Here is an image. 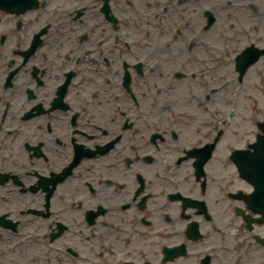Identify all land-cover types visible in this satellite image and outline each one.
Instances as JSON below:
<instances>
[{
  "label": "flooded vegetation",
  "instance_id": "flooded-vegetation-1",
  "mask_svg": "<svg viewBox=\"0 0 264 264\" xmlns=\"http://www.w3.org/2000/svg\"><path fill=\"white\" fill-rule=\"evenodd\" d=\"M70 1L85 9L82 21L49 23L48 2L0 10V217L37 235L42 225L50 244L55 221L67 223L55 243L70 244L62 264H264V202L245 200L254 188L224 135L210 149L223 125L216 95L191 91L216 72L213 58L202 68L197 52L184 54L179 83L149 64L147 82L133 77L135 104L117 87L129 53L102 3ZM129 5L112 0L111 9ZM173 88L182 90L170 101ZM43 187L63 196L51 198V216L24 213L43 209ZM12 233L0 227V243Z\"/></svg>",
  "mask_w": 264,
  "mask_h": 264
},
{
  "label": "rangeland",
  "instance_id": "rangeland-1",
  "mask_svg": "<svg viewBox=\"0 0 264 264\" xmlns=\"http://www.w3.org/2000/svg\"><path fill=\"white\" fill-rule=\"evenodd\" d=\"M235 1V0H197L196 1V6L197 7V22L198 25H205V17H203L202 13L205 10H212L215 12V15L218 17L217 23L213 26L212 32L211 30L209 32H206V34H214V38L217 41L218 49H221L224 51V49H230L233 52H239L241 49H244V47L251 43V42H258L260 46L264 47V0H238V3L241 4L240 7H232L229 3ZM55 6H65L61 0H53L52 8ZM245 6V8H244ZM244 17L243 21H234L233 22V17L234 14H237L238 11L242 12ZM52 19H55V15L52 16ZM56 20V19H55ZM58 20H56L57 22ZM237 26L239 30L240 28L243 27L242 34L243 36L241 37H234V33L230 31L232 27ZM169 25L167 26V28ZM174 29H177L178 26H173ZM147 30L150 31H157L156 25L151 23L149 27H146ZM256 30V31H255ZM224 34H230L232 40H233V45H230L228 47H223L224 41L227 39L225 38ZM188 37H191V34L188 35ZM224 37V38H223ZM238 38V40H237ZM149 40V39H148ZM195 41V40H194ZM190 44V43H189ZM157 46V43L155 42L152 46V50L155 49ZM223 47V49L221 48ZM162 51V56L158 57V59L155 56V52L153 53L152 57L153 60L151 61H158V60H168V56L164 55L169 48L158 46L156 50ZM175 52H177V49L173 48ZM229 53L228 55L230 56L229 60H232L236 54L235 53ZM225 66H229L228 63L225 64ZM225 70L220 74L219 81L222 82L225 79ZM223 75V76H221ZM255 76L254 72L252 71L248 75V79L246 80V85L251 84V79ZM241 92V98L240 101L243 103L245 101V98L249 96L250 99H254L256 103V109H257V114H259V118L264 115V98H260V101L258 100L259 97L257 96L256 93L251 92L249 89H243ZM229 97L227 95L226 97L223 96L222 99V104H223V109H225V106L227 103L226 99ZM244 104V103H243ZM69 240V239H68ZM37 251L34 250V252L27 256V258L23 259H16L15 264H38L39 259H34V255H37ZM10 262V260H9Z\"/></svg>",
  "mask_w": 264,
  "mask_h": 264
}]
</instances>
